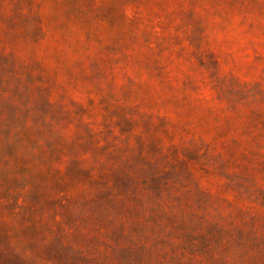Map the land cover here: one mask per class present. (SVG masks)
<instances>
[{
	"label": "rangeland",
	"instance_id": "obj_1",
	"mask_svg": "<svg viewBox=\"0 0 264 264\" xmlns=\"http://www.w3.org/2000/svg\"><path fill=\"white\" fill-rule=\"evenodd\" d=\"M0 264H264V0H0Z\"/></svg>",
	"mask_w": 264,
	"mask_h": 264
}]
</instances>
